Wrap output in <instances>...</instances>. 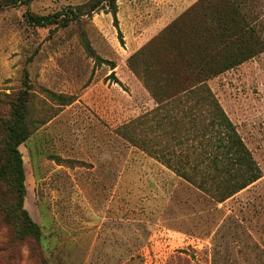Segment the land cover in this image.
I'll return each mask as SVG.
<instances>
[{"label":"rangeland","instance_id":"rangeland-1","mask_svg":"<svg viewBox=\"0 0 264 264\" xmlns=\"http://www.w3.org/2000/svg\"><path fill=\"white\" fill-rule=\"evenodd\" d=\"M6 1L0 123L25 100V208L43 238L17 239L0 213V264H264V53L208 81L263 173L227 201L211 200L118 135L155 107L129 60L172 18L185 15L180 27L190 34L236 10L260 49L264 0ZM78 7L83 14L68 27L28 22ZM4 150L0 130V159ZM5 189L0 180V195Z\"/></svg>","mask_w":264,"mask_h":264},{"label":"trees","instance_id":"trees-1","mask_svg":"<svg viewBox=\"0 0 264 264\" xmlns=\"http://www.w3.org/2000/svg\"><path fill=\"white\" fill-rule=\"evenodd\" d=\"M18 2L21 0H7L6 6ZM110 2L115 6L117 0ZM82 14V7L46 17L29 14L28 22L41 28L68 27ZM184 16L131 56L129 66L143 79L155 107L120 126L118 135L196 185L211 200L223 203L258 182L263 173L208 81L264 53V43L255 37L261 46L257 49L246 38L247 26L237 18L236 10L218 22L209 21L200 30L194 28L190 34L180 27ZM88 51L93 54L90 46ZM147 55L152 62L141 61ZM70 100L63 98L62 104L68 105ZM0 130L5 147L0 180L6 187L0 195L2 221L14 230L17 239L42 242V229L25 208L26 171L20 146L31 137L25 100L14 105L11 117L0 123Z\"/></svg>","mask_w":264,"mask_h":264},{"label":"crops","instance_id":"crops-1","mask_svg":"<svg viewBox=\"0 0 264 264\" xmlns=\"http://www.w3.org/2000/svg\"><path fill=\"white\" fill-rule=\"evenodd\" d=\"M185 11H186V10H185ZM185 11H183V12L180 14V16H181ZM178 17H179V16H178ZM178 17H177V18H178ZM177 18H172L171 21L176 20Z\"/></svg>","mask_w":264,"mask_h":264}]
</instances>
